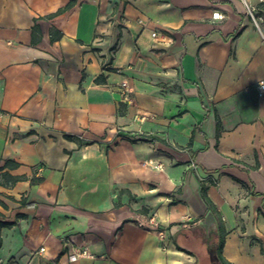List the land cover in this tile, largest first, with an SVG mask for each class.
Returning <instances> with one entry per match:
<instances>
[{"label": "crops", "instance_id": "0c3cea01", "mask_svg": "<svg viewBox=\"0 0 264 264\" xmlns=\"http://www.w3.org/2000/svg\"><path fill=\"white\" fill-rule=\"evenodd\" d=\"M69 1L0 0V258L213 264L205 187L264 264V0Z\"/></svg>", "mask_w": 264, "mask_h": 264}, {"label": "trees", "instance_id": "16d2710c", "mask_svg": "<svg viewBox=\"0 0 264 264\" xmlns=\"http://www.w3.org/2000/svg\"><path fill=\"white\" fill-rule=\"evenodd\" d=\"M76 3V0H70L68 4H66L64 7L60 8L57 12L53 13L52 15H56L59 14L65 10H68L70 8H72ZM52 38H55V36L52 35ZM18 165V164H16ZM17 180V179H15ZM202 196L203 199L205 200V202L207 203L208 207L214 212V214L217 216V220H218V239L215 241L214 245L217 248V255L219 258V264H231L230 261H228L226 259V257L224 256V246H225V241H226V227L224 224V220L222 215L220 214V212L218 211L216 205L214 204V202L212 201V199L209 197L208 195V191L205 187H202ZM23 206H28V203L26 202L25 199L21 200V207L23 208ZM28 215V213L26 211H24L23 209L19 208L17 210L14 211V213L12 214V216L6 218L1 212H0V230L3 227H11L13 225H15L18 220L20 218H24ZM64 251H62L60 253L59 256H61V254H63ZM59 256L57 257V259L59 258ZM56 259V260H57ZM213 264H217V263H213Z\"/></svg>", "mask_w": 264, "mask_h": 264}, {"label": "built area", "instance_id": "2783aa9c", "mask_svg": "<svg viewBox=\"0 0 264 264\" xmlns=\"http://www.w3.org/2000/svg\"><path fill=\"white\" fill-rule=\"evenodd\" d=\"M245 1H246V0H245ZM246 4H247V6H248V10H249V12L251 13V15H252V17H253L254 22H255V23L257 24V26L260 28V30H261V32H262V35H263V38H264V27L261 26V22H262L263 19H264V15H263L264 13L261 12V14H258V13L255 12V9H253V8H251V7L249 6V4L247 3V1H246ZM214 16H215V17H223V14H221L220 12H215V13H214ZM153 35L156 36V35H157V32H156V31L153 32ZM124 85H126V84H124ZM260 88H261V90L264 92V80L261 81ZM126 93H128V91H127ZM150 222H154V220H153V219H150ZM42 249H43V248H42ZM88 253H89L88 251H83L82 253H80V255H82V254H88ZM78 255H79V254H78ZM76 257H77L76 254H72V255H70V258H71V259H75ZM0 264H16V263H15V262H11V261L7 262V261H5L4 259L0 258Z\"/></svg>", "mask_w": 264, "mask_h": 264}, {"label": "water", "instance_id": "95a60500", "mask_svg": "<svg viewBox=\"0 0 264 264\" xmlns=\"http://www.w3.org/2000/svg\"><path fill=\"white\" fill-rule=\"evenodd\" d=\"M210 256H211V260L214 261V262L219 260L218 255H217V248L216 247H213L210 250Z\"/></svg>", "mask_w": 264, "mask_h": 264}, {"label": "rangeland", "instance_id": "374dc122", "mask_svg": "<svg viewBox=\"0 0 264 264\" xmlns=\"http://www.w3.org/2000/svg\"><path fill=\"white\" fill-rule=\"evenodd\" d=\"M239 207V206H238ZM245 211L246 212H250V210H249V207L248 206H245ZM245 212V213H246ZM214 234L212 233V235H211V237H210V241H213V239H214ZM206 250H205V252H206V254L208 255V254H210V250L209 249H207V248H205Z\"/></svg>", "mask_w": 264, "mask_h": 264}, {"label": "flooded vegetation", "instance_id": "af4514ba", "mask_svg": "<svg viewBox=\"0 0 264 264\" xmlns=\"http://www.w3.org/2000/svg\"><path fill=\"white\" fill-rule=\"evenodd\" d=\"M215 263L219 264L220 262H219V260H218V261H215Z\"/></svg>", "mask_w": 264, "mask_h": 264}]
</instances>
